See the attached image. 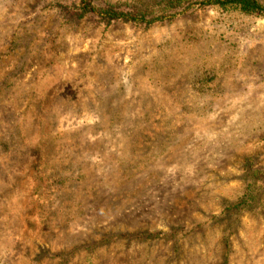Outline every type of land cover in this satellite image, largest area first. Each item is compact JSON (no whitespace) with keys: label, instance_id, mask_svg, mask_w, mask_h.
<instances>
[{"label":"rangeland","instance_id":"1","mask_svg":"<svg viewBox=\"0 0 264 264\" xmlns=\"http://www.w3.org/2000/svg\"><path fill=\"white\" fill-rule=\"evenodd\" d=\"M191 2L0 0V264H264V16Z\"/></svg>","mask_w":264,"mask_h":264},{"label":"trees","instance_id":"2","mask_svg":"<svg viewBox=\"0 0 264 264\" xmlns=\"http://www.w3.org/2000/svg\"><path fill=\"white\" fill-rule=\"evenodd\" d=\"M167 6L158 11L157 16H152L150 20H145L146 15L149 13L142 10H118L112 7V5L99 6L95 3V0H80V6L82 7V13H95L99 15L106 23H111L114 20H124L133 22H152L157 19H163L166 17H172L175 13H167L172 9L178 8L182 5L183 1L188 0H164ZM192 5L198 7L214 6L220 9H233L246 14L264 16V5L258 0H192ZM247 183L245 191L241 195V200L233 204V208L245 205L249 207L257 202L256 183H252L250 179L246 178ZM230 207V208H231ZM224 214L225 211L223 210Z\"/></svg>","mask_w":264,"mask_h":264}]
</instances>
